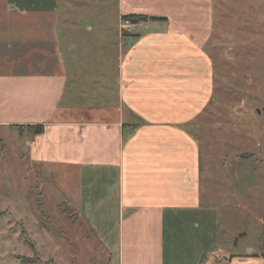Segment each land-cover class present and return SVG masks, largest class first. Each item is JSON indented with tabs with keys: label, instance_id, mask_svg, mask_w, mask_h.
Listing matches in <instances>:
<instances>
[{
	"label": "crops",
	"instance_id": "0c3cea01",
	"mask_svg": "<svg viewBox=\"0 0 264 264\" xmlns=\"http://www.w3.org/2000/svg\"><path fill=\"white\" fill-rule=\"evenodd\" d=\"M89 2L0 0V128L24 137L43 190L105 229L119 264H256L217 227L209 247L218 215L204 204L215 194L196 133L213 93L211 0ZM128 12L165 19L130 23Z\"/></svg>",
	"mask_w": 264,
	"mask_h": 264
},
{
	"label": "rangeland",
	"instance_id": "374dc122",
	"mask_svg": "<svg viewBox=\"0 0 264 264\" xmlns=\"http://www.w3.org/2000/svg\"><path fill=\"white\" fill-rule=\"evenodd\" d=\"M90 1L119 9L118 0ZM211 2L206 51L213 93L207 123L196 133L206 156L202 179L215 194L204 204L218 215L210 214L209 247L216 244L211 232L217 227L227 248L237 242L234 251L246 257L251 247V258L264 264V0ZM191 10L190 17L199 13L196 5ZM26 155L24 137L0 128V264H119L107 249L105 229L98 232L80 217L75 198L43 190ZM217 257L210 264H220ZM165 262L170 264L169 257Z\"/></svg>",
	"mask_w": 264,
	"mask_h": 264
},
{
	"label": "trees",
	"instance_id": "16d2710c",
	"mask_svg": "<svg viewBox=\"0 0 264 264\" xmlns=\"http://www.w3.org/2000/svg\"><path fill=\"white\" fill-rule=\"evenodd\" d=\"M121 19L128 21L130 23H138L141 21H146L148 19H151V20L161 19L162 20L165 18L164 17H153V16L147 17L146 15H140V14H127V15L121 16ZM27 128L32 129V132L34 134H41L43 132V129H44L43 125L27 126Z\"/></svg>",
	"mask_w": 264,
	"mask_h": 264
}]
</instances>
